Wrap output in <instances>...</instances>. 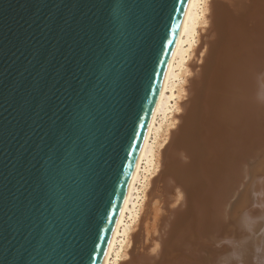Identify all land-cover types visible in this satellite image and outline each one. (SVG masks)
Segmentation results:
<instances>
[{
    "label": "water",
    "instance_id": "water-1",
    "mask_svg": "<svg viewBox=\"0 0 264 264\" xmlns=\"http://www.w3.org/2000/svg\"><path fill=\"white\" fill-rule=\"evenodd\" d=\"M189 0H0V264H103Z\"/></svg>",
    "mask_w": 264,
    "mask_h": 264
},
{
    "label": "bare ground",
    "instance_id": "bare-ground-1",
    "mask_svg": "<svg viewBox=\"0 0 264 264\" xmlns=\"http://www.w3.org/2000/svg\"><path fill=\"white\" fill-rule=\"evenodd\" d=\"M169 179L185 211L145 264H264V0H189L103 264H136Z\"/></svg>",
    "mask_w": 264,
    "mask_h": 264
},
{
    "label": "rangeland",
    "instance_id": "rangeland-1",
    "mask_svg": "<svg viewBox=\"0 0 264 264\" xmlns=\"http://www.w3.org/2000/svg\"><path fill=\"white\" fill-rule=\"evenodd\" d=\"M205 51L206 50H203V52H200V54L202 55H199L198 58H197V64L198 66L201 65V62H203V56L205 54ZM179 160L181 161H186L187 158L186 156H184L183 154L179 155ZM242 180V179H241ZM240 179L238 177L235 178V180L233 181V184L230 186L228 192L224 191V194H223V201H224V204L226 206H228L230 204V202H233L232 204L235 205L237 200H238V194H239V191L241 190V185L239 184ZM159 194H158V197H163L158 199L157 197V201H156V207L158 206V211H156V215L157 218L155 220L156 222V229L154 232H157L155 234H157L156 236H154V233L151 234H148V238H146V240H143L142 243L141 241L139 243H141L138 248H137V262L136 264H145V259L144 258H152L154 255H155V252L157 249L158 251L162 249H168V253H169V247L167 246V242H166V234L168 232V229L169 227H171V224L176 221V218L179 217V216H183V212L185 211V208H182L183 207V199L185 197L184 193H183V189L181 186H179V184H177V181L176 180H173V179H169L168 181H166L165 183H163L160 187H159ZM163 190L165 192H163ZM165 193V194H164ZM179 194V195H178ZM163 195H167V196H170V197H167L165 198V196ZM183 197V198H182ZM158 200H160L158 202ZM160 204H158V203ZM164 203V204H163ZM161 206V207H160ZM160 208V210H159ZM182 218V217H181ZM180 218V219H181ZM183 219V218H182ZM181 219V220H182ZM159 223H158V222ZM159 224V225H158ZM155 237V238H154ZM149 238H151L149 240ZM155 239V241H153ZM157 246H155L156 244ZM185 246V245H184ZM183 245H180V246H177L175 249H172V253L167 255L165 257V260H167V262H170L169 260H171V262L173 263H181V262H185L187 260H190V256H189V252L186 248V246L184 247ZM145 247V248H143ZM162 247V248H161ZM143 248V249H141ZM156 248V250H155ZM143 252H141V251ZM147 250L148 251V254L147 252L145 251ZM150 250V251H149ZM152 251V252H151ZM139 252H141V255H139ZM151 253V254H149ZM157 254V253H156ZM150 259L147 260V263L148 264H151ZM170 262V263H171ZM146 263V264H147Z\"/></svg>",
    "mask_w": 264,
    "mask_h": 264
}]
</instances>
